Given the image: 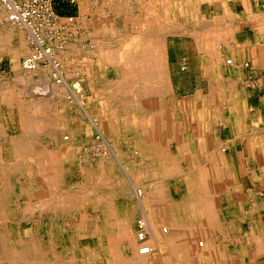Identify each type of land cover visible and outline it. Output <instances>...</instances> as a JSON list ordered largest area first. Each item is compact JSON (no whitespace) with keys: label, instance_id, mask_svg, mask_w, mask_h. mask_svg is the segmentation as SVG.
Masks as SVG:
<instances>
[{"label":"bare ground","instance_id":"1","mask_svg":"<svg viewBox=\"0 0 264 264\" xmlns=\"http://www.w3.org/2000/svg\"><path fill=\"white\" fill-rule=\"evenodd\" d=\"M195 1L127 0L128 7L124 3L125 6H119L120 0H106L104 5L97 1V17L91 12L81 20L54 14L49 1L46 7L50 18L46 17L40 32L35 34L24 24L12 21L5 8L0 7V55L14 54V62L18 60V64L21 63V66L15 67L17 80L28 82V73L41 68L52 69L51 78L60 94L58 101L65 99L61 101L62 105L66 103L78 111L70 117L62 115L58 118V127L55 125L56 128L48 134L49 144H41L33 136L36 133L33 126L40 125L41 116L35 115L37 120L31 114V109L38 105L32 104L38 98L25 97L28 95L25 92L33 86L28 87V91L27 88L20 89L24 95L22 100L16 96V87V90L12 88L5 93L0 91L2 100L13 107L18 103L23 137L13 145L14 161L7 162L6 171H0V174H6L0 177V222H8L10 226H7L11 229L8 237H0V264H67L59 258V250L62 249L59 246L68 241V237L73 240L68 244L74 249H70V259L67 257L65 261L86 256L89 264H264V211L260 215L253 214L254 209L247 201L250 195L239 187L228 167V158L233 159L231 147L237 144L235 148L240 159L244 150L253 155L261 153V157L257 156L260 159V175L256 173L254 176L264 179V99L259 107L249 108L244 96L248 94L247 64L253 63L252 70L264 66V8L259 7L255 13L249 11L245 20L244 26L259 33L257 43L249 48L228 37L226 31L230 27H223V21L227 22L228 17L221 19L222 28H215L217 31L212 27L206 28V23L196 30V40L203 55V77L209 82V94L203 90L194 96L175 100L169 91L171 83L168 86L165 71L166 38L169 34L185 33L184 23H190V12L195 6L192 3ZM107 7L109 13L105 14ZM118 7L125 14H116ZM112 12L115 19L111 18ZM81 23H86L83 28ZM68 26L75 28L73 34L77 36L82 34L83 37L97 38L94 50L89 51L92 53L84 56L82 52L85 50L81 51L78 46L79 36L71 34V38H76L71 44L70 57L75 61L83 58L84 62H79L80 66L73 70L77 75L87 77L86 80H76L72 86L66 81L70 72L65 76L66 65L58 57L66 47L65 40L59 37L58 41V29ZM221 30L223 41L219 49L217 41ZM205 37H208L209 44L206 47ZM23 49H27L26 52ZM228 50L231 52L229 59ZM24 53L27 56L22 58ZM71 63L70 60L68 65ZM228 67L234 70L229 77L226 76ZM110 71L115 76L112 81L106 78ZM222 72L225 74L222 75ZM31 100H34L33 103ZM89 106L93 107L92 112H89ZM220 126L228 129L232 137L221 135L218 132ZM84 131L86 139L81 136ZM85 142L91 144L90 149H99L96 154L87 155L86 160L82 156ZM170 142L175 143L178 156L189 163L187 173H194L196 166L200 172L194 188H180L183 192L179 203L162 196L164 185L161 182L170 179L179 182L180 175L186 172L176 162L179 157L165 152V146ZM1 149L3 146L0 145ZM129 151H132V156L128 155V158ZM66 159L84 165L85 193L71 198L79 197L76 203H68L62 196L58 197V166ZM93 159L98 162L97 172L88 167L89 160ZM21 175L27 182L25 186L18 182ZM20 195L25 201L44 196L46 199L42 207L39 205L41 213H54V219H49V232L51 244L58 243V259L54 258L53 263L29 256L32 248L29 252L13 230L19 229L12 226L10 220L15 217V201ZM82 203L87 204V209L97 211L98 215L94 220L83 219L77 226L78 237L73 239L58 222V215L69 206L76 207L77 211L82 208L83 211ZM83 217H86L85 214ZM237 226L243 229L242 239L239 236L241 242H235L230 234ZM223 230L229 232L224 234ZM15 244L23 255L14 250Z\"/></svg>","mask_w":264,"mask_h":264},{"label":"rangeland","instance_id":"2","mask_svg":"<svg viewBox=\"0 0 264 264\" xmlns=\"http://www.w3.org/2000/svg\"><path fill=\"white\" fill-rule=\"evenodd\" d=\"M63 2H64L63 5H58V8H57L58 0H53V7H54V10L57 13V15H59L62 18L63 17H68V18L70 17L71 19H74V18L77 19L78 15L75 13L77 10L76 0H63ZM195 2L198 3L199 5L193 6L194 9H192V13L190 12V23H184L183 22L186 25L184 27L185 33L175 34V36H170V37L166 38V45H165V51L166 52H165V54H166L167 59L165 58V60H166V62H165L166 70L165 71L167 72V75H168V77H167L168 78V86L171 83L169 86V88H170L169 91L171 92V94H172L173 98H175V100H177V99L179 100L182 98L185 99L187 97H191L192 95L194 96L197 93L202 92L203 90L205 91L204 93L209 94V92H208L209 82L207 80L205 81V79L203 77V70H202V56L203 55H202V52L199 50L198 40H196V38H197L196 30L199 29V27L202 24L206 23L207 24L206 28L212 27L214 30H216L217 28L220 29V28H222L221 27L222 23L220 22V21H222L221 19L228 17L229 19L227 20V22L223 21V22H225V23H223V27L226 26L225 27L226 29L228 26L230 27V29H227V31H226L227 35H229L228 37H231V39L233 38L232 40L235 39L238 43L240 42L238 40L242 41L244 38V37H241L243 35L239 34V32H238L240 29V26L241 25L243 26V22H241L240 18L237 16V15L242 16L240 8H233L235 10V13H228V12L222 13L220 7H217V6L211 7V6H206V5L202 6L203 0H197ZM178 18H181V17L178 16ZM242 19H244V18L242 17ZM213 20L216 22H214ZM208 21H210V22H208ZM198 22H199V24H198ZM65 24L69 25L70 23H65ZM193 26H195V27H193ZM64 28L65 29H61V28L58 29V41H59V37H60V39L65 40V42H66L65 46L66 47L64 50L66 51V53H65V51H61L60 54H58L59 55L58 57L60 59H63L64 64L66 65L67 69L64 72L65 76H67V74L70 72L69 74L71 75V77H69V74H68V76L66 77V79H67L66 81H67V83H69V86H72L76 83V80H78V79H82V80L87 79V77H82L81 75H77L75 73L76 70H73V69H77L76 66H80L81 63L82 64L84 63V62H82L83 58L79 59L81 61H78V60L75 61V59H73V58L71 59V57H70L71 54L69 52H71V46H72L71 44L74 41V38L79 36L78 37L79 38L78 39V42H79L78 46H79V48L81 47L80 48L81 51L85 50L82 52V55H84V56L85 55L87 56V55L92 53V52L89 53V51L94 50V48L96 46L94 40H97V38L92 37V36L83 37L82 34L81 35L78 34V36H77L76 34H73L75 32V28H70V26L64 27ZM219 29H218V31H219ZM194 30H195V32H194ZM22 32L24 34V31H22ZM222 32L223 31L221 30L220 34H219L220 35L219 41H217L218 42L217 46L219 47V49L222 48V44H220L223 41V38L221 37ZM255 32H256V36L258 37L259 33L256 30H255ZM71 34H73L76 37L71 38ZM202 34H204V32H202ZM80 38H82V39H80ZM207 38L208 37H205L206 44L205 43H204L205 45L203 44L205 47L209 45ZM24 39L26 40L25 34H24ZM228 39H230V38H228ZM92 40L94 41V43ZM67 45H70V46L67 47ZM43 47H45V46L43 45ZM57 47L58 48L60 47L59 42H58ZM87 49H89V50L87 51ZM24 50L26 52L27 49H23V51ZM31 50L32 49H29V51H31ZM16 53L17 52H15V54ZM26 54H28V52ZM26 54L25 53H24V55L22 54L23 55L22 58L26 57L27 56ZM226 54H227L228 59L231 58L230 50H228V52H226ZM62 57H64L65 59ZM14 58H15L14 54L13 55L5 54L3 56L0 55V91L2 93H5L9 89L11 90L13 88L16 90V88H17L18 95L16 93V96H18L20 99L21 98L23 99L24 95L21 93V92H23V90H20V89L24 88L26 90V88H27V91H28L29 90L28 87L31 88V85L33 86L32 89H30V91L25 92V94L26 93L28 94L25 97H29L31 99L33 98L34 100H36L38 98V100H36V101L31 100L32 103L34 101V103L32 105L35 106V104L36 105L38 104L37 106H35L34 108L31 109V114H32V118L36 117L37 115H38V117H40V116L41 117L39 118L40 119V125L37 126L38 129H37V127L35 128V126H33L36 133H33L34 135L33 134L32 135L34 136L35 141H37V142L40 141L41 144H49L50 138L48 137V134L51 130L53 131L56 128V127H54L55 125H57V127H58V121H57L58 118H62L63 116L70 117V116L76 114L78 111L73 106H71V105L69 106L66 103H64L62 105L61 101L65 100V99L58 101V97L60 96V94H58L57 84H55L53 79L51 78V77H53V70L52 69L41 68V69H39L40 71L37 70L36 72H32V74L28 73V75H30L29 78L31 77L29 79L27 76H25L26 78H28L27 79L28 82L26 80H21V79L17 80L18 74H16L17 68H15V67H16V65L21 66V63L18 64V62H17L18 60L16 62H14ZM70 60L72 63H71V65L70 64L68 65V62H70ZM85 60H86V58H85ZM77 62L78 63L81 62V63L77 64ZM46 64H48L47 60H46ZM252 67L253 66L251 65V63L247 64V67H245L246 68L245 72L248 76L246 78V81H248V82H246V83H248L249 85L247 84L248 87H246V88H248V94L246 93L244 96L246 97L247 106L249 108L259 107L261 104L260 102H262V100L264 99V66H260L259 68H256L255 70H252ZM226 72H227L226 76L229 77V76H231L232 73H234V70L231 67H228ZM35 73H37V75H35ZM40 73H42V74H40ZM223 73L224 72H222V75H223ZM169 75H171V76H169ZM102 76L105 77L104 75H102ZM106 78L110 79L111 81L114 80L115 79L114 73L110 71L109 74H106ZM24 84L28 85V86L26 87ZM83 84H84V82H83ZM249 92H250V94H249ZM66 93H68V92L66 91ZM40 98L42 101H44V100H46V101L41 103L42 101H40ZM47 98H48V100H47ZM7 103L8 102H5L4 100H2V98L0 96V143H1L0 145H1V147L3 146V149L0 150L1 151L0 152V171L2 169H5V171H6L7 165L14 161V158L12 156V154L14 152L13 145H14L15 141L23 138L21 136L22 135V128H21V124H20L21 109L17 107L18 103H16V106H14V107L11 103H8V104ZM19 103H21V102L19 101ZM41 104H44V105L41 106ZM55 104L57 107L55 106ZM39 106H40V108H39ZM49 106L51 108H53V109L55 108V109L54 110L51 108L49 109ZM41 108H43L44 110L43 109L41 110ZM92 109H93L92 106L88 107L89 112H92ZM52 111L55 112L54 114H56V115L52 114L53 113ZM58 115H60V117H58ZM38 117H36L35 119L38 120ZM46 118H47V120H50V121L48 122L46 120ZM50 118H52V119H50ZM55 118H57V119L54 120ZM41 119H43V122H41L42 121ZM44 119L46 120V122H44ZM52 120L57 121V123L53 121V123H54L53 124ZM48 124H50V125H48ZM45 127H47V131H46ZM43 129H45V130H43ZM39 130H41L40 131L41 134L38 132ZM44 131H46V132H44ZM218 132H220L221 135H223L224 137L225 136L226 137L231 136V132L228 129L227 130L224 129L223 126H220L218 128ZM81 136H82V139H86L85 131ZM108 140H109V143H112L110 139H108ZM261 143H260V145H261ZM84 144H85L84 145L85 148L89 149V150H87L85 148L83 149L84 152L82 153V156L85 160L87 158L86 157L87 155H90V154L94 155L93 153L96 154L97 151L99 150V149H95V150L90 149L91 144L89 145V143L86 144V142H85ZM168 145H167L168 147L165 146V149L168 150V151L165 150V152H168V155L172 154L175 157L180 158V156H178V150L175 147V143L170 142ZM170 145H171V147H170ZM236 146H237V144H236ZM236 146H233V147L230 146L231 147V153L233 155V159L230 157L228 158L230 160V164H228L229 165L228 167H230L229 169H230V171H232L233 177L235 178L236 182L239 183V187L241 189H243L244 192H246L247 194L250 195V197H249L250 199H248L247 201L249 202V207H251L252 210L254 209L253 214L258 213L260 215L264 211V179H263V177H255V176H256V173H257V175H260V171H259L260 170V168H259L260 159H257V156L261 157V153L260 154L254 153V155H253L252 153L248 154L247 153L248 150H246V151L244 150L243 151L244 152L243 158L240 159L239 153H237V150L235 148ZM168 148H170L171 151ZM120 151L124 152L123 150H120ZM175 151H176V153H175ZM125 152L127 153V150H125ZM131 152L132 151H129L127 156L129 155L131 157L132 156ZM129 156H128V158H129ZM179 158L176 159V160H178V161H176L177 164L180 165L181 170L185 169L183 171L184 172L186 171L185 174L183 173L184 175L183 174L180 175L181 181L177 182V181H174L173 179H170V181L161 182L162 185H164L163 190H162V196L165 198L170 197V201H172V202H175L177 200V202H175V203H179L181 200L180 197L182 196L183 191L180 188L181 187L187 188L188 186H193V188H194L196 186L195 181H197L198 178L200 177V172H198L199 169L196 168L197 166L195 167L196 173L195 172L192 174L187 173L188 172L187 170L189 169V163L187 162V160L181 159V158L179 159ZM7 162H9V163H7ZM89 162L90 163L88 164L89 165L88 167L92 168L91 171L96 170V172H97V169H98L97 160L93 159V160H89ZM92 163H94L95 167L93 166ZM83 167H84V165H82V163L78 164V163L70 162L67 159L63 160V164L58 166V169H59L58 179L59 180L57 182L58 186H56V188H58V191H60V192H58V197L62 196V199H65L67 202L69 201L68 203H70V201L71 202L75 201V203H76L79 197H77L76 199L74 198V200H71V198L76 197L77 195L78 196L84 195L86 183H85V173H84ZM206 168L211 169L208 167H206ZM5 171H3V172L5 173ZM59 174H61V175H59ZM5 175L6 174H3V175L0 174V177H4ZM183 179H185V181ZM186 179H188L187 182H186ZM23 181L26 182L25 179L23 178V175H21L19 177L18 182H19V184H22L23 186H25L27 184V182L24 183ZM226 181L227 180H225L224 185H226ZM199 185H200V183H199ZM214 185H215V183L213 184V187H214ZM216 186H218V184H216ZM83 187H85V188L83 189ZM167 188H169V189H167ZM83 190H84V192H83ZM73 191L76 193H72ZM193 191H192V193H194ZM68 192H71V193H68ZM77 192H81L82 194L77 193ZM72 194H74V195H72ZM67 197H68V199H66ZM38 198L39 197L36 196L35 198H33L29 201H25L23 196H21V195L18 196L16 198V201H15V211H14L15 217L13 216V219H11L10 221L12 222L11 223L12 226L15 225L16 227L17 226L19 227V229L13 228V230L16 232L15 234H17V237L21 238L20 240H23L24 244H26V247L28 248L29 252H30V249L32 248L31 249L32 253H30L29 256H32L33 258L34 257L35 258L40 257L43 259H48L50 261V263H53L54 262L53 260L58 259V243L51 244V241H50L51 240V234H50L51 232H49V231H51L50 230L51 224H49V219L50 218L54 219L53 218L54 213L52 214L51 211H46L47 213L45 212L44 214H42L40 211V206L42 207L44 199H46V198L44 196L42 197L43 200H42V198H39V201L41 199L40 202L38 201ZM81 198H83V197H81ZM82 201H83V203L85 202V200L81 199V202ZM30 203L31 204L33 203V205H30ZM35 203H37V204H35ZM38 203H40V204H38ZM88 203H89V201L87 202V204ZM87 204L85 203V204H83L84 206L82 205L84 212L81 211L82 208L79 211H77L78 209L76 207L71 208V206H69L68 208L63 209L62 212H60L61 214L59 213L60 215H58V222L63 225L64 230H66V232L68 233L69 236H71V238L74 237L73 239H77V237H78L77 228L79 227V224L83 219L87 220V221L88 220H94L96 218V216L98 215L97 211H94V210L92 211V210L87 209L86 208ZM28 205H30V206H28ZM33 206H34V208L38 207L39 209L36 208V210H35L33 208L35 210L34 211L32 209ZM29 210H31V212ZM16 212L17 213L19 212V213L17 214ZM65 214H66V216H65ZM81 214H82V216H81ZM84 214L86 217H83ZM42 216H43V218H42ZM67 216H69V217H67ZM7 225L10 226V224L8 222H0V233H1L0 237L3 239H5V236L8 237L7 234L11 230L8 228ZM238 227H241V226H237V228L234 231L231 230V233H230L231 235H233L235 242H241L242 241L240 239H242L241 236L243 235V229H242V227L241 228H238ZM28 228H30V229H28ZM7 229H8V231H7ZM32 230H33V232H32ZM216 232H218V234H219L220 231L218 230ZM228 232L229 231H227V230H223L224 234H226ZM239 232H240V234H239ZM239 236H240V239H239ZM69 238L70 237H68V241H66L62 246H59L60 248L63 249V250L62 249L59 250V258L62 259L61 261H64L67 264H72V263L73 264H89L90 261L87 260L88 257H86V256H84L83 259L82 258H78V259L72 258V260L65 261V259H67V257L70 256V254H71L70 249H74L72 246H70L71 244H68L71 241V240H69ZM29 241H30V243H29ZM36 243H37V245H36ZM49 244H51V245H49ZM14 247H15L14 250H19L18 249L19 246H17L16 244ZM37 250H38V252H37ZM19 251H15V253H18ZM62 252H65V253H62ZM22 253L23 252L20 251V255L24 254V253L23 254ZM50 258H52V259H50ZM68 258L70 259V257H68ZM105 259L107 260V258H105ZM83 260H84V263H83ZM16 263L17 262H15V264ZM163 264H165V263H163Z\"/></svg>","mask_w":264,"mask_h":264},{"label":"crops","instance_id":"3","mask_svg":"<svg viewBox=\"0 0 264 264\" xmlns=\"http://www.w3.org/2000/svg\"><path fill=\"white\" fill-rule=\"evenodd\" d=\"M94 1V2H93ZM97 1H99L100 3L106 1V0H76V4H77V10H76V14L78 15L77 17V20H81L83 18H85V16H88L92 13L95 14V16L97 17V10L99 9L98 8V3ZM108 1V0H107ZM115 1V0H113ZM127 0H120V3H119V6H125L127 5L126 3ZM250 1V2H249ZM96 2V3H95ZM63 0H58V4H57V8H58V5H63ZM125 5H124V4ZM245 3V4H244ZM169 4V3H168ZM199 5L198 3L194 2L192 3V5ZM228 4V5H227ZM104 5V3H103ZM190 5V3H189ZM203 5H206V6H217V7H220L222 13L224 12H228V13H235V10L233 8H240V11H241V15H237L239 18H240V21L243 22V26H240V29H239V34H242L243 36L241 37H244L243 40H238L240 41L239 43H241L242 45H246V47H250V46H254L256 43H257V36H256V32L253 28L250 29V27H248L247 25L244 26V23H245V20H247L248 16H249V11L255 13L256 11H258V8L261 7V8H264V0H203L202 2V6ZM246 5V6H245ZM259 5V6H258ZM191 6V5H190ZM125 7H128L125 6ZM88 8V10H87ZM119 11L116 12V14L118 13V15H123L125 14V12L123 11V9H121V7H118ZM246 8V9H245ZM108 7L106 8V11H105V14L106 13H109V11L107 10ZM87 12H85V11ZM95 10V11H94ZM120 11L122 13H120ZM128 12V10H126ZM245 11L248 12V14L245 15ZM96 12V13H95ZM139 14L140 12L137 11ZM90 13V14H89ZM132 14V13H131ZM72 15V14H71ZM242 17L244 19H242ZM63 18H68V17H63ZM70 18V17H69ZM111 18L112 19H115V16H113V12L111 13ZM76 20V18H74ZM95 20V19H94ZM82 22V21H81ZM240 22V23H241ZM247 23V21H246ZM82 26L81 28H83V26H85L84 24L86 23H81ZM170 36H175L173 34H169L168 37ZM177 36V35H176ZM240 39V38H239ZM248 42V43H247ZM252 63V62H251ZM253 64V63H252ZM260 67V66H258ZM242 85V84H241Z\"/></svg>","mask_w":264,"mask_h":264},{"label":"built area","instance_id":"4","mask_svg":"<svg viewBox=\"0 0 264 264\" xmlns=\"http://www.w3.org/2000/svg\"><path fill=\"white\" fill-rule=\"evenodd\" d=\"M49 1L52 12L57 14L53 0H0V7L5 8L12 21L24 24L35 34L40 32L46 17L50 18L46 7ZM145 250L147 249H142Z\"/></svg>","mask_w":264,"mask_h":264}]
</instances>
